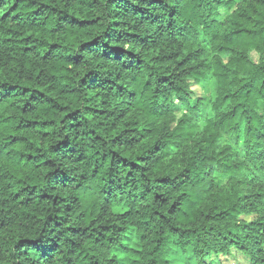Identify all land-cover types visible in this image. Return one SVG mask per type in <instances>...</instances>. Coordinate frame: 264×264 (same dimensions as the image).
<instances>
[{
    "label": "trees",
    "instance_id": "trees-1",
    "mask_svg": "<svg viewBox=\"0 0 264 264\" xmlns=\"http://www.w3.org/2000/svg\"><path fill=\"white\" fill-rule=\"evenodd\" d=\"M232 250L264 264V0H0V264Z\"/></svg>",
    "mask_w": 264,
    "mask_h": 264
},
{
    "label": "rangeland",
    "instance_id": "rangeland-1",
    "mask_svg": "<svg viewBox=\"0 0 264 264\" xmlns=\"http://www.w3.org/2000/svg\"><path fill=\"white\" fill-rule=\"evenodd\" d=\"M253 62H257L258 56L252 55ZM193 99H201L208 98L211 96V88L209 86H193ZM185 111H177L178 119L182 117ZM124 209L116 208V212H123ZM250 219V218H248ZM127 246L131 249L138 248V240L135 238V235L130 237ZM119 257H123L122 254H118ZM208 264H248L249 260L239 251L232 250L228 255H223L220 257L212 256L207 261ZM170 264H197L192 255H185L184 253H180L177 257H174L170 260Z\"/></svg>",
    "mask_w": 264,
    "mask_h": 264
},
{
    "label": "clouds",
    "instance_id": "clouds-1",
    "mask_svg": "<svg viewBox=\"0 0 264 264\" xmlns=\"http://www.w3.org/2000/svg\"><path fill=\"white\" fill-rule=\"evenodd\" d=\"M44 228L42 222L37 223L36 221H32L31 224L28 226L27 236L29 238L39 237L41 234V230ZM25 233H21V237H23Z\"/></svg>",
    "mask_w": 264,
    "mask_h": 264
}]
</instances>
